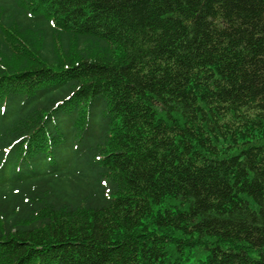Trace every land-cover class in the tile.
<instances>
[{
    "label": "trees",
    "instance_id": "obj_1",
    "mask_svg": "<svg viewBox=\"0 0 264 264\" xmlns=\"http://www.w3.org/2000/svg\"><path fill=\"white\" fill-rule=\"evenodd\" d=\"M0 264H264V0H0Z\"/></svg>",
    "mask_w": 264,
    "mask_h": 264
}]
</instances>
